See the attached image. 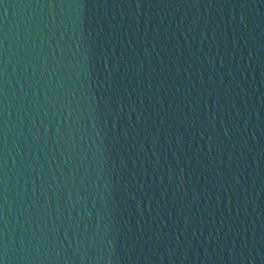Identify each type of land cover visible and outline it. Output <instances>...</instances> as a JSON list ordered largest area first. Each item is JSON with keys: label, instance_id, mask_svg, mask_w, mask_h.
<instances>
[{"label": "water", "instance_id": "water-1", "mask_svg": "<svg viewBox=\"0 0 264 264\" xmlns=\"http://www.w3.org/2000/svg\"><path fill=\"white\" fill-rule=\"evenodd\" d=\"M3 264H264V0H0Z\"/></svg>", "mask_w": 264, "mask_h": 264}, {"label": "snow or ice", "instance_id": "snow-or-ice-1", "mask_svg": "<svg viewBox=\"0 0 264 264\" xmlns=\"http://www.w3.org/2000/svg\"><path fill=\"white\" fill-rule=\"evenodd\" d=\"M0 264H3V261H0Z\"/></svg>", "mask_w": 264, "mask_h": 264}]
</instances>
